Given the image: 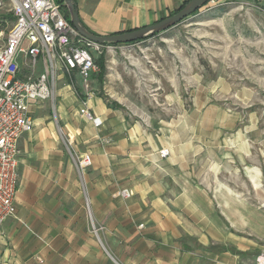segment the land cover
I'll return each mask as SVG.
<instances>
[{"label":"crops","instance_id":"0c3cea01","mask_svg":"<svg viewBox=\"0 0 264 264\" xmlns=\"http://www.w3.org/2000/svg\"><path fill=\"white\" fill-rule=\"evenodd\" d=\"M75 1L85 26L107 35L153 24L171 15L186 0ZM237 1L257 3L264 10V0ZM3 2L0 45L15 20L9 3ZM73 76L78 78L83 95L78 94L73 82L66 81V74L59 68L56 113L73 135L70 143L74 153L81 155L85 153V135L82 141L77 139L82 132L77 121L85 124L80 112L83 100L111 132L121 131L122 125L112 121L115 113L100 97L91 92L85 97L82 77L77 72ZM42 102H30L32 116L39 112ZM41 115L33 116V130L19 139L17 210L0 232V264L264 262V205L255 210L245 200L236 203L233 191H212L204 182H196V176L186 171L184 159L156 155L147 145L146 149L137 150L136 146L133 150L135 141L117 139L98 144L93 171L84 172L93 219L103 227L98 238L90 231L86 211L85 219L84 215L80 219L79 206L74 203L76 194L70 195L69 202L64 191L57 192L55 203L34 200L33 191L47 180L45 172L54 169L58 183L64 182L58 169L62 150L53 123H46L47 114ZM125 188L132 193L128 198L121 195Z\"/></svg>","mask_w":264,"mask_h":264},{"label":"rangeland","instance_id":"374dc122","mask_svg":"<svg viewBox=\"0 0 264 264\" xmlns=\"http://www.w3.org/2000/svg\"><path fill=\"white\" fill-rule=\"evenodd\" d=\"M91 51L95 59L104 55L105 71L101 74L98 69L85 84V97L88 92L100 97L113 109L112 121L120 122L122 130L113 133L107 124L95 126L86 118L85 124L77 121L82 129L77 139L82 141L85 135V153L93 161L82 171L70 143L73 135L57 117L56 81L53 95L33 116L47 114L46 123H53L62 150L58 169L64 182L58 183L54 169L45 172L47 180L33 191L34 200L55 203L57 192L64 191L69 202L76 194L79 217L85 219L86 211L90 231L98 238L103 227L93 219L84 172L93 171L98 144L127 139L136 142L131 144L133 150L147 145L156 155L184 159L196 182H204L212 191H233L236 203L245 200L255 210L264 205V10L260 5L223 0L144 40L100 45ZM20 69L23 77L29 74L26 63ZM65 79L83 95L78 78L66 75ZM20 178L19 167V185Z\"/></svg>","mask_w":264,"mask_h":264},{"label":"built area","instance_id":"2783aa9c","mask_svg":"<svg viewBox=\"0 0 264 264\" xmlns=\"http://www.w3.org/2000/svg\"><path fill=\"white\" fill-rule=\"evenodd\" d=\"M222 1L209 0L205 6ZM4 6L0 0V8ZM9 7L15 20L0 45V232L17 210L19 139L35 125L30 102L53 95L59 68L70 77L77 72L88 86L99 69L91 50L101 45L79 34L58 0H9ZM22 62L29 67L24 77ZM80 112L96 126L102 125V119L89 110L86 99ZM76 158L82 171L93 162L87 152ZM131 194L129 189L121 190L125 198Z\"/></svg>","mask_w":264,"mask_h":264},{"label":"water","instance_id":"95a60500","mask_svg":"<svg viewBox=\"0 0 264 264\" xmlns=\"http://www.w3.org/2000/svg\"><path fill=\"white\" fill-rule=\"evenodd\" d=\"M208 1L209 0H189L178 12L166 16L153 24L107 35L94 33L85 26L79 16L75 0H63V3L68 9L70 22L77 29L79 34L87 40L102 45L104 43H130L163 32L201 9Z\"/></svg>","mask_w":264,"mask_h":264},{"label":"trees","instance_id":"16d2710c","mask_svg":"<svg viewBox=\"0 0 264 264\" xmlns=\"http://www.w3.org/2000/svg\"><path fill=\"white\" fill-rule=\"evenodd\" d=\"M59 2H61V4L63 5V10L65 12V15L66 17L69 19V12H68V9L66 8V6L64 5L63 3V0H58ZM189 0H186L182 5H180L178 8H176L171 14L175 13V12H178ZM207 4V3H206ZM70 21V19H69ZM87 27V26H86ZM88 28V27H87ZM89 29V28H88ZM156 35V34H155ZM154 36V35H153ZM151 37V36H150ZM148 38V37H147ZM146 39V38H144ZM144 39H140V40H144ZM140 40H136V41H140ZM136 41H133V42H130V43H134ZM119 43H113V44H107V43H104L102 45H117ZM95 58V57H94ZM95 62L96 64L98 65L99 67V70L101 71V74L104 73L105 71V58H104V55H100L97 59H95ZM238 253L240 254H244L243 252L241 251H237Z\"/></svg>","mask_w":264,"mask_h":264}]
</instances>
